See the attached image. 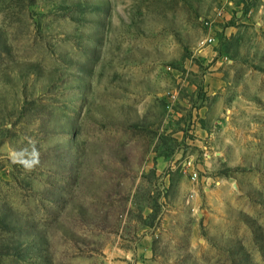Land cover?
I'll use <instances>...</instances> for the list:
<instances>
[{
    "label": "rangeland",
    "instance_id": "374dc122",
    "mask_svg": "<svg viewBox=\"0 0 264 264\" xmlns=\"http://www.w3.org/2000/svg\"><path fill=\"white\" fill-rule=\"evenodd\" d=\"M0 264H264V0H0Z\"/></svg>",
    "mask_w": 264,
    "mask_h": 264
},
{
    "label": "clouds",
    "instance_id": "9594fccd",
    "mask_svg": "<svg viewBox=\"0 0 264 264\" xmlns=\"http://www.w3.org/2000/svg\"><path fill=\"white\" fill-rule=\"evenodd\" d=\"M10 159L13 164H19L25 171L31 172L40 163V153L33 142L26 149L13 150Z\"/></svg>",
    "mask_w": 264,
    "mask_h": 264
}]
</instances>
